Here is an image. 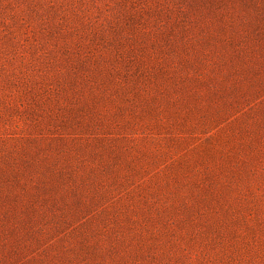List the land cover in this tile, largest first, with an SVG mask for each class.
Instances as JSON below:
<instances>
[{
  "label": "rangeland",
  "instance_id": "obj_1",
  "mask_svg": "<svg viewBox=\"0 0 264 264\" xmlns=\"http://www.w3.org/2000/svg\"><path fill=\"white\" fill-rule=\"evenodd\" d=\"M0 264H264V0H0Z\"/></svg>",
  "mask_w": 264,
  "mask_h": 264
}]
</instances>
